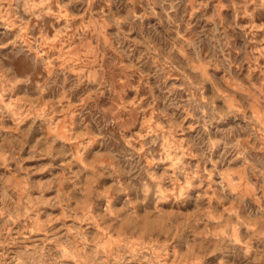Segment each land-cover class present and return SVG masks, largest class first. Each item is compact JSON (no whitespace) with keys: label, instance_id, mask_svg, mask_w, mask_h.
<instances>
[{"label":"rangeland","instance_id":"374dc122","mask_svg":"<svg viewBox=\"0 0 264 264\" xmlns=\"http://www.w3.org/2000/svg\"><path fill=\"white\" fill-rule=\"evenodd\" d=\"M0 264H264V0H0Z\"/></svg>","mask_w":264,"mask_h":264}]
</instances>
